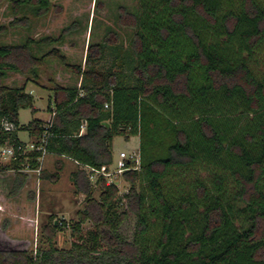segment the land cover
<instances>
[{
    "label": "trees",
    "instance_id": "trees-1",
    "mask_svg": "<svg viewBox=\"0 0 264 264\" xmlns=\"http://www.w3.org/2000/svg\"><path fill=\"white\" fill-rule=\"evenodd\" d=\"M3 6L13 20L0 26V37L29 30L31 18L47 16L52 5L0 0ZM118 18L131 32L128 47L89 45L88 69L70 64L58 48L35 54L41 45H63L80 26L58 39L0 46V81L16 73L37 84L49 59L81 78L79 87L54 89L47 151L83 167L71 182L87 196L70 224L71 248L56 246L62 225L51 219L47 249L35 256L0 250V264H264V75L256 71L264 53V0H138L135 12L120 7ZM108 48L113 63L99 70ZM34 104L26 85L0 83L2 144L22 145V130L34 141L47 132L36 120L20 127V111ZM4 120L16 129L5 131ZM118 136L141 139L140 167L123 174L130 183L125 195L99 177L96 200L84 168L109 171ZM23 163L21 156L0 173L13 176L11 196L28 180ZM131 215L136 224L129 238L122 227Z\"/></svg>",
    "mask_w": 264,
    "mask_h": 264
},
{
    "label": "rangeland",
    "instance_id": "rangeland-1",
    "mask_svg": "<svg viewBox=\"0 0 264 264\" xmlns=\"http://www.w3.org/2000/svg\"><path fill=\"white\" fill-rule=\"evenodd\" d=\"M51 5V11L47 16L41 19L31 18L29 30L15 28L0 37V46L22 44L30 38L36 41L45 38L58 39L65 29L72 25L80 26L66 37L63 45H41L35 48V54L43 56L53 48L66 47L68 62L82 66L83 69L89 45L94 47L107 45L108 41L128 47L131 32L120 24L119 8L128 7L130 11L135 12L138 0H51ZM12 20L7 6H3L0 10V26L7 27ZM114 34L117 35V39ZM96 50L97 48L93 50V56H97ZM107 52H110L109 48ZM113 58L110 53L106 54L105 59L99 62L96 68L106 70L112 65ZM256 71L259 75H264V53L259 55ZM28 79L33 80V77L10 73L7 79L0 81L10 87L22 88L26 85L27 92L34 97V109L20 111L21 128L27 127L35 120L46 122L51 117L49 107L55 105L54 89L57 85L79 87L81 83V78L58 59L47 60L45 66L39 70L37 84L29 82ZM19 137L26 143L31 142L29 133L25 130L19 132ZM140 145L139 137H132L130 141L121 136L116 137L113 141L115 163L121 152L139 153ZM162 145L167 146V143ZM158 153L162 154V151L159 150ZM46 160L42 175L27 174L28 180L24 190L22 189L16 196L10 195L13 176L6 175L0 178V250H26L35 256L38 249H47L49 244L45 228L51 219L53 223L62 225V229L56 233V246L60 249L71 248L70 224L78 221V213L83 211L87 196L77 192L71 182L70 173L74 170V164L54 159L50 170L44 175ZM110 181L117 185L120 195L128 193L130 183L122 176L113 177ZM91 185L92 197L99 200L101 190L96 180L91 182ZM135 224V217L131 215L127 224L122 227L123 234L131 238ZM90 227L91 223L84 225V229Z\"/></svg>",
    "mask_w": 264,
    "mask_h": 264
},
{
    "label": "built area",
    "instance_id": "built-area-1",
    "mask_svg": "<svg viewBox=\"0 0 264 264\" xmlns=\"http://www.w3.org/2000/svg\"><path fill=\"white\" fill-rule=\"evenodd\" d=\"M108 109V105L105 106ZM56 115V112L53 110L51 114V119L46 123V133L42 136L39 141H32L29 143H23L18 147L10 145L8 143L2 144L0 142V173L11 164L18 160L19 157H25V163H23L22 171L26 174H33L41 176L43 173V164L46 158L50 155L47 151V145L50 138L48 131L52 127L53 119ZM3 129L5 131H14L16 128L13 124L9 123L7 120L3 121ZM85 123L82 126V131L85 130ZM35 154L39 156H35ZM34 162L35 166H32ZM140 167V153L138 152H121L114 168H110L108 171L107 168H102L100 170L92 169L90 167H85L89 173V179L91 182L98 180L99 177H103L106 180L107 185H111L110 179L113 177L123 176L127 171L138 170Z\"/></svg>",
    "mask_w": 264,
    "mask_h": 264
},
{
    "label": "crops",
    "instance_id": "crops-1",
    "mask_svg": "<svg viewBox=\"0 0 264 264\" xmlns=\"http://www.w3.org/2000/svg\"><path fill=\"white\" fill-rule=\"evenodd\" d=\"M91 8H92V6H91ZM58 48V47H57ZM58 49H60L61 50V52L68 58V55L65 53V50H67L66 49V47H59ZM31 94V93H30ZM52 109L54 110V107H52ZM53 110H52V112H53ZM50 112V111H49ZM52 112H50V113H52ZM51 119V117L46 121V122H43L44 124L45 123H47L49 120ZM85 132V130L84 131H82L81 130V135L83 134ZM18 138H19V140L21 141V142H23V143H26V142H24V141H22L21 139H20V137H19V134H18ZM29 141H34V139L32 138V137H30V140ZM28 141V142H29ZM54 159H58V161H63V162H65V161H67V162H69V163H72V164H74L75 166H74V170L70 173V177H71V175H72V173H74V172H76L79 168H83L82 166H80V165H78L76 162H74V161H72L71 159H69V158H65V157H58V156H54V155H52V156H49L48 158H47V163H46V165H45V171H44V175L45 174H47V171L48 170H50V168H51V162L54 160ZM65 160V161H64ZM85 169V168H84ZM45 181V180H44ZM24 190V189H23Z\"/></svg>",
    "mask_w": 264,
    "mask_h": 264
},
{
    "label": "water",
    "instance_id": "water-1",
    "mask_svg": "<svg viewBox=\"0 0 264 264\" xmlns=\"http://www.w3.org/2000/svg\"><path fill=\"white\" fill-rule=\"evenodd\" d=\"M106 126H108V124H105Z\"/></svg>",
    "mask_w": 264,
    "mask_h": 264
}]
</instances>
